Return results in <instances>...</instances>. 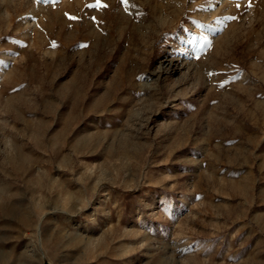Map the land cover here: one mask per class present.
I'll return each instance as SVG.
<instances>
[{"label":"rangeland","instance_id":"374dc122","mask_svg":"<svg viewBox=\"0 0 264 264\" xmlns=\"http://www.w3.org/2000/svg\"><path fill=\"white\" fill-rule=\"evenodd\" d=\"M0 264H264V0H0Z\"/></svg>","mask_w":264,"mask_h":264},{"label":"bare ground","instance_id":"6f19581e","mask_svg":"<svg viewBox=\"0 0 264 264\" xmlns=\"http://www.w3.org/2000/svg\"><path fill=\"white\" fill-rule=\"evenodd\" d=\"M184 66V64L181 62V59L179 58H169L168 56H165L159 63V66L156 68V70L154 71V74H156V76H159V73L161 71H170L175 70V69H182V67Z\"/></svg>","mask_w":264,"mask_h":264},{"label":"snow or ice","instance_id":"6c2138e0","mask_svg":"<svg viewBox=\"0 0 264 264\" xmlns=\"http://www.w3.org/2000/svg\"><path fill=\"white\" fill-rule=\"evenodd\" d=\"M38 2H39V0H38ZM71 19H76L75 17H71Z\"/></svg>","mask_w":264,"mask_h":264}]
</instances>
